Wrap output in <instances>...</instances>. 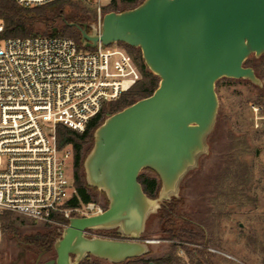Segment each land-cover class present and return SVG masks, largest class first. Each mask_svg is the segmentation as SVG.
I'll use <instances>...</instances> for the list:
<instances>
[{
	"label": "water",
	"instance_id": "1",
	"mask_svg": "<svg viewBox=\"0 0 264 264\" xmlns=\"http://www.w3.org/2000/svg\"><path fill=\"white\" fill-rule=\"evenodd\" d=\"M69 24L80 30L84 48L99 42L139 48L160 80L150 96L109 115L94 132L85 178L105 194L106 210L72 217L55 241L56 257L40 263L42 252L36 264H80L91 257L120 264L151 252L155 241L143 238L149 218L180 198L185 176L208 153L219 111L217 81L246 79L263 86L244 63L264 55V0H143L105 13L91 32L88 23ZM145 169L161 181L156 198L138 180ZM87 230H113L120 238L90 236Z\"/></svg>",
	"mask_w": 264,
	"mask_h": 264
},
{
	"label": "built area",
	"instance_id": "2",
	"mask_svg": "<svg viewBox=\"0 0 264 264\" xmlns=\"http://www.w3.org/2000/svg\"><path fill=\"white\" fill-rule=\"evenodd\" d=\"M53 1L16 0L24 7ZM75 1L93 5L100 26L105 7L115 0ZM4 31L0 20V242L4 213L64 228L72 217L106 210L96 200L70 204L76 189L64 168L73 154L71 147H58L57 126L83 132L106 103L141 79L118 43L99 42L83 52L70 37H3Z\"/></svg>",
	"mask_w": 264,
	"mask_h": 264
},
{
	"label": "rangeland",
	"instance_id": "3",
	"mask_svg": "<svg viewBox=\"0 0 264 264\" xmlns=\"http://www.w3.org/2000/svg\"><path fill=\"white\" fill-rule=\"evenodd\" d=\"M81 3L94 8L93 5ZM121 8L119 3L118 10L105 9L104 12L120 11ZM76 14L69 4L61 12L66 21L76 17ZM62 21L60 19L58 24ZM80 50L88 52L93 48L82 47ZM262 82L264 86V80ZM216 91L219 111L215 128L208 138L209 151L180 185L179 195L184 200L177 203L176 211L180 217L176 215L173 225L176 230L183 227L182 233L185 235L186 231L195 230L199 236L195 240H171L167 237L169 230L165 231L160 218L153 214L147 222L144 239L160 242L150 245L151 252L145 255L147 260L174 252L179 260L172 264H264V119L260 118L264 115V102L259 101V90L246 79L221 78L217 81ZM254 107L259 108L258 112ZM89 147L90 144L86 146ZM233 158L248 168L249 183L240 198H235L231 203L224 199L225 203L222 204L218 187L228 184L227 176L222 173L231 168L230 165L234 166L229 163ZM73 165V158L66 160L64 169L71 179ZM141 172L156 176L147 169ZM90 191L96 201L107 204L101 190L92 187ZM218 212H221V216ZM45 229L46 226L41 223L36 227L20 226L18 232L4 227L0 264H36L41 253L29 241ZM111 232L113 230H87L90 236L105 238H112ZM172 245H175V249ZM50 255L55 258L56 252ZM50 255L42 254L39 262H46ZM95 262V257H91L88 264ZM97 264L112 263L103 260Z\"/></svg>",
	"mask_w": 264,
	"mask_h": 264
},
{
	"label": "trees",
	"instance_id": "4",
	"mask_svg": "<svg viewBox=\"0 0 264 264\" xmlns=\"http://www.w3.org/2000/svg\"><path fill=\"white\" fill-rule=\"evenodd\" d=\"M142 1L143 0H115L110 3V5L106 6L105 9L118 10L120 3L122 5L120 11H123L139 5ZM81 2L82 1L75 0H55L40 6L24 7L16 2V0H0V20L5 25L3 37H26L38 35L63 36L73 38L78 47L82 48L80 30L75 26H71L69 23L73 20H76L75 22L88 23V32H91L90 25L96 23L97 13L94 8L91 9L89 6L82 5ZM67 4H69L77 13L76 17H71L68 21L64 20L61 16V12ZM60 19L63 21L59 25L58 21ZM55 28H57L56 31H54ZM118 44L127 50L135 64L139 67L141 71V79L135 84V86L123 93L118 99L106 103L100 113L91 118L83 132H78L75 129L62 124L57 126L58 147L60 149L71 147L73 154V184L76 189V195L70 201L72 206L95 201V196L90 191L92 187L87 184L84 171V160L93 145L95 130L104 122L108 115L122 110L139 99L150 96L159 84L160 78L147 69L139 48L132 47L122 42ZM253 57V55L250 56L245 61L244 65L251 66L255 70L257 76L264 80V55L258 60H255ZM251 84L259 90V101L264 102V86L259 87L252 82ZM88 144H90V147L86 148ZM229 163L234 164V166L230 165L231 168L222 173L225 177L227 176L226 180H228V184L226 186L218 187V195H221L223 198L222 204L225 203V200H228L231 203L235 201V198H240L242 191L249 183V172L245 164L234 158ZM147 170L155 174L154 171L150 169ZM138 180L141 183L144 192L149 197H157L161 188V181L157 175L154 177L141 172ZM183 200V197L172 198V200L162 206L159 213L156 215L162 221V227L164 230H169V236L167 237L171 240L177 238L195 240L199 236L195 230L186 231L185 235L182 233L183 227L178 230L173 228L175 217L176 215L179 216L176 211L178 206L177 203H182ZM105 207H108V201ZM219 216H221V212L219 213ZM2 221L5 228H9L14 232H18L20 226L26 225L36 227L37 225L35 222L13 213H4L2 215ZM65 223L68 224V220H66ZM45 226L46 229L44 232L40 233L39 236L29 242L38 249V252L50 255L55 252L54 244L56 239L61 236V230L63 228L50 225ZM143 238H145V235ZM174 246L173 249H175ZM185 248L188 249L187 247ZM51 257H53V255H50V258ZM177 260H179L178 256L175 255L174 252H169L155 260H147L145 256H143L129 259L120 264H172ZM95 261L94 264H97L103 260L95 258ZM88 263L89 259L86 258L80 264Z\"/></svg>",
	"mask_w": 264,
	"mask_h": 264
},
{
	"label": "flooded vegetation",
	"instance_id": "5",
	"mask_svg": "<svg viewBox=\"0 0 264 264\" xmlns=\"http://www.w3.org/2000/svg\"><path fill=\"white\" fill-rule=\"evenodd\" d=\"M110 236H112V238H114V239H119L120 237L117 235V234H115L114 232H111L110 233ZM160 241L159 240H157V241H155L153 244H155V243H159ZM74 257V256H73ZM50 259H52V257L51 258H48V260H50ZM48 260H46V261H48Z\"/></svg>",
	"mask_w": 264,
	"mask_h": 264
}]
</instances>
